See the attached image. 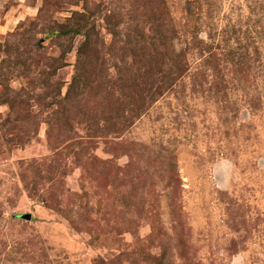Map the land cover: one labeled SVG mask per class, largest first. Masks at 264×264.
<instances>
[{"label": "rangeland", "instance_id": "obj_1", "mask_svg": "<svg viewBox=\"0 0 264 264\" xmlns=\"http://www.w3.org/2000/svg\"><path fill=\"white\" fill-rule=\"evenodd\" d=\"M0 264H264V0H0Z\"/></svg>", "mask_w": 264, "mask_h": 264}, {"label": "water", "instance_id": "obj_2", "mask_svg": "<svg viewBox=\"0 0 264 264\" xmlns=\"http://www.w3.org/2000/svg\"><path fill=\"white\" fill-rule=\"evenodd\" d=\"M31 218V215H28V219H30Z\"/></svg>", "mask_w": 264, "mask_h": 264}]
</instances>
